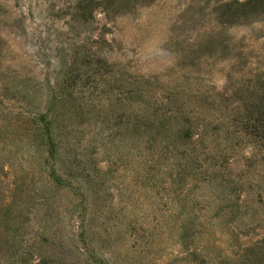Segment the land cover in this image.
Here are the masks:
<instances>
[{"label": "rangeland", "instance_id": "374dc122", "mask_svg": "<svg viewBox=\"0 0 264 264\" xmlns=\"http://www.w3.org/2000/svg\"><path fill=\"white\" fill-rule=\"evenodd\" d=\"M0 264H264V0H0Z\"/></svg>", "mask_w": 264, "mask_h": 264}, {"label": "trees", "instance_id": "16d2710c", "mask_svg": "<svg viewBox=\"0 0 264 264\" xmlns=\"http://www.w3.org/2000/svg\"><path fill=\"white\" fill-rule=\"evenodd\" d=\"M44 121H46L45 119H44ZM51 123L49 122V124H48V122L46 121V123H45V126H46V128L47 127H49V125H50ZM45 130V129H44ZM47 133H49L48 131H46ZM189 137H192V132L191 133H186ZM54 143H53V140H51V138H50V145H51V147H52V150H53V147H54V145H53ZM51 152H53V151H51Z\"/></svg>", "mask_w": 264, "mask_h": 264}]
</instances>
